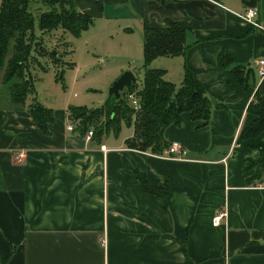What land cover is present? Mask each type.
I'll list each match as a JSON object with an SVG mask.
<instances>
[{"label":"crops","instance_id":"obj_1","mask_svg":"<svg viewBox=\"0 0 264 264\" xmlns=\"http://www.w3.org/2000/svg\"><path fill=\"white\" fill-rule=\"evenodd\" d=\"M74 1L93 17L88 28L190 26V45L165 60V78L172 67L178 84L185 65L225 107L201 127L188 112L181 126L168 125L164 133L181 151L172 158L126 147L132 126L121 137L86 139L68 118L70 104H45L37 84L38 100L53 109L48 134L28 108L0 102V264H264V177L246 186L241 170L257 155L249 143H264V129L248 140L239 135L254 119L246 108L255 93L264 108V28L241 15L255 7L264 23V0ZM222 50L249 65L247 88L220 67ZM136 175L154 186L167 178V210Z\"/></svg>","mask_w":264,"mask_h":264},{"label":"trees","instance_id":"obj_2","mask_svg":"<svg viewBox=\"0 0 264 264\" xmlns=\"http://www.w3.org/2000/svg\"><path fill=\"white\" fill-rule=\"evenodd\" d=\"M36 1L0 0V85L4 87L10 105L28 108L34 124L48 134V124L53 121V109L38 100L31 68L35 65L45 70L40 57H48L58 64L62 53L67 50L64 47L59 53L55 45L59 43L66 46L64 34L79 36L93 23V17L78 10L74 0H38L43 7L34 12L30 6ZM36 29L40 32L39 36L35 33ZM56 30L62 33L59 31L56 36L53 33ZM51 33L56 37L51 47L53 51L42 42L43 36L48 37ZM189 33L190 26L173 20H166L159 27L143 26V74L140 82L137 83L135 79L119 92L118 98L107 95L98 106L69 105L68 118L76 125L75 128L82 135L91 128V137L99 140L109 132L117 135L122 123L132 125V135L124 140L125 146L161 155L171 143L164 130L171 124L181 126L182 112H188L190 119L197 122V127L207 125L212 110L224 108L225 104L216 100L198 83L185 65L178 84L165 78L164 68L149 66L162 56H183L190 45L187 43ZM218 62L220 67L230 70L242 88L248 87L249 65L235 63L224 50L220 51ZM61 72L56 73L59 81H62ZM130 94L137 99V108L130 104ZM260 98L255 93L246 108L254 115V119L240 131L239 135L244 140L256 137L264 129V108L258 103ZM249 145L257 151V155L247 157L241 170L245 174L246 186H258L263 183L264 177V143ZM136 179L144 192L157 196L162 208L167 210L170 190L167 178L160 186L150 185L138 175Z\"/></svg>","mask_w":264,"mask_h":264},{"label":"rangeland","instance_id":"obj_3","mask_svg":"<svg viewBox=\"0 0 264 264\" xmlns=\"http://www.w3.org/2000/svg\"><path fill=\"white\" fill-rule=\"evenodd\" d=\"M39 2L37 0L31 4L32 11L38 12L42 9L43 5ZM59 31L56 30L53 33L57 36ZM35 33L40 35L38 29ZM53 33L48 37L43 36L42 41L51 51H53L51 48L53 39L56 38ZM64 37L66 46L58 43L54 47L59 53L64 50V47L67 50L62 53L58 64L48 57H40L39 60L45 70L35 65L31 68L37 87L41 91V99L45 104H50L51 100L56 107L69 104L93 107L107 97L111 83L127 70L134 74L137 83L140 82L143 74L140 31L133 29L132 33H125L116 26H110L107 30L96 23L77 37L69 33H65ZM61 39L62 37L58 38L59 41ZM168 58L167 56L159 57L149 66L160 68L168 66L165 61ZM170 68L171 74L166 79L175 83L176 75H173L174 70ZM57 72H61L62 81L57 80ZM4 91V87L0 85V102L2 103L8 100ZM131 126L121 125L118 136L121 137L127 133Z\"/></svg>","mask_w":264,"mask_h":264},{"label":"built area","instance_id":"obj_4","mask_svg":"<svg viewBox=\"0 0 264 264\" xmlns=\"http://www.w3.org/2000/svg\"><path fill=\"white\" fill-rule=\"evenodd\" d=\"M258 14V10L255 7H248L241 16L244 17L245 20H247L248 22H250L253 25H261L264 28V23H260L258 21H256V16ZM264 64L263 60H259L258 61V65H259V73L261 75L264 74V70L262 69V65ZM128 99L130 101V104L134 107L137 108L138 107V101L136 98L133 97V95H128ZM68 129H71L70 126H68ZM92 135V129L90 128L87 133H86V139H89ZM101 149H104V146L101 145ZM180 146L179 143L177 141H172L167 149V153H166V157H176L179 153H180ZM23 157V153L21 151H19L17 153V155L15 156L16 161H19L20 159H22ZM224 215L223 212H219L214 218V223L217 224L219 222V220L221 219V217ZM104 242V241H102Z\"/></svg>","mask_w":264,"mask_h":264},{"label":"water","instance_id":"obj_5","mask_svg":"<svg viewBox=\"0 0 264 264\" xmlns=\"http://www.w3.org/2000/svg\"><path fill=\"white\" fill-rule=\"evenodd\" d=\"M134 81H135V76L131 71L127 70V71L122 72L111 83V85L108 89V95H113L115 98H118L119 92L124 87L130 85Z\"/></svg>","mask_w":264,"mask_h":264}]
</instances>
